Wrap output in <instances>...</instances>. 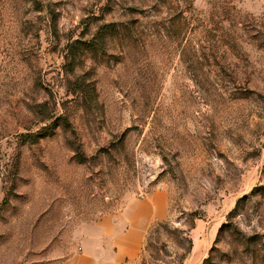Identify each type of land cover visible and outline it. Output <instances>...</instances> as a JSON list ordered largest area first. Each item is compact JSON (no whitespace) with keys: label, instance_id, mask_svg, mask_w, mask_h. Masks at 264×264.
<instances>
[{"label":"rangeland","instance_id":"374dc122","mask_svg":"<svg viewBox=\"0 0 264 264\" xmlns=\"http://www.w3.org/2000/svg\"><path fill=\"white\" fill-rule=\"evenodd\" d=\"M144 200L128 264H264V0H0V264Z\"/></svg>","mask_w":264,"mask_h":264},{"label":"crops","instance_id":"0c3cea01","mask_svg":"<svg viewBox=\"0 0 264 264\" xmlns=\"http://www.w3.org/2000/svg\"><path fill=\"white\" fill-rule=\"evenodd\" d=\"M142 202L148 205L145 210L132 204L112 221L100 223L97 233L83 237L74 253L55 264H128L138 259L150 222L158 213L153 201Z\"/></svg>","mask_w":264,"mask_h":264},{"label":"trees","instance_id":"16d2710c","mask_svg":"<svg viewBox=\"0 0 264 264\" xmlns=\"http://www.w3.org/2000/svg\"><path fill=\"white\" fill-rule=\"evenodd\" d=\"M119 30V27L118 25L114 24V23H110V24H105V25H102L97 34L95 35L94 39L88 43H85L88 47H92V49H96V46H95V42L98 41L99 39H103V37H105V35L107 33H112V32H118ZM81 42V41H79Z\"/></svg>","mask_w":264,"mask_h":264}]
</instances>
